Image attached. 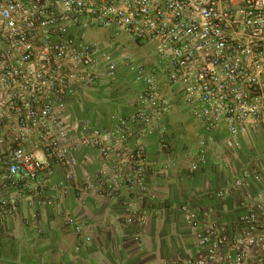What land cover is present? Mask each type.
Listing matches in <instances>:
<instances>
[{
  "label": "built area",
  "instance_id": "obj_1",
  "mask_svg": "<svg viewBox=\"0 0 264 264\" xmlns=\"http://www.w3.org/2000/svg\"><path fill=\"white\" fill-rule=\"evenodd\" d=\"M95 29L148 45L153 66L115 42H89ZM121 66L141 86L133 111L109 115L105 128L71 122L68 102L115 83ZM177 107L204 132L226 134L230 173L209 199L242 198L233 226L216 222L212 207L180 205L196 251L175 264H264V145L231 162L245 139L264 141V0H0V229L24 200L51 207L72 189L123 198L127 223L145 225L144 145ZM85 149L98 164L79 181L75 155ZM214 164L202 144L189 171ZM62 221L79 234L72 216Z\"/></svg>",
  "mask_w": 264,
  "mask_h": 264
},
{
  "label": "crops",
  "instance_id": "obj_2",
  "mask_svg": "<svg viewBox=\"0 0 264 264\" xmlns=\"http://www.w3.org/2000/svg\"><path fill=\"white\" fill-rule=\"evenodd\" d=\"M120 77L118 73L115 83L104 82L89 90L81 100H70L67 118L71 122L86 119L105 128L109 115L131 113L141 86L129 77L132 92L120 94L115 90ZM174 110L160 124H153L162 136L144 145L149 197L145 225L136 228L127 223L123 198L106 201L72 189L51 207L32 208L31 201L24 200L18 214L0 229V264H175L196 251L192 232L179 212L183 204L194 210L212 207L216 222L233 226L241 212V194L222 201L209 199L213 191L225 186L230 173L225 132L206 133L188 118L182 121L184 110ZM261 141L245 139L241 158L258 156L264 145ZM202 144L215 164L208 171L190 173ZM75 158L73 173L81 181L97 167L96 153L85 149ZM231 162L240 165L237 160ZM68 215L76 220L79 234L63 225Z\"/></svg>",
  "mask_w": 264,
  "mask_h": 264
},
{
  "label": "rangeland",
  "instance_id": "obj_3",
  "mask_svg": "<svg viewBox=\"0 0 264 264\" xmlns=\"http://www.w3.org/2000/svg\"><path fill=\"white\" fill-rule=\"evenodd\" d=\"M112 34L113 33L110 31L95 29L92 31H88L86 33V38L89 42H99V43L115 42L119 45V47L121 49H123L121 54H128L130 56V58H132L135 63L140 64V65H144V66L146 65V66H148V68L153 66L155 53L148 45H145L144 43H133V42L129 41V39H127L122 34H120L119 36H113ZM119 73L121 75V77H120L121 83L119 84V86L115 90H120L121 91L120 94H123V95L131 93L133 90V86H132V84H130L129 74H128L126 68L121 66ZM102 85H105V84H102ZM174 111L179 112V108L178 107L175 108ZM186 118H188L189 123H192V124L197 126V123L194 120H192L188 114L185 115V117L182 119V121L185 120ZM260 141H261V139H260ZM261 144H262V141H261ZM246 155H247V153H246ZM241 157H243V156H241ZM241 157H239L237 159V161H239V163H241L245 160V158L243 160ZM247 157L249 158L251 156L248 155V156H246V158Z\"/></svg>",
  "mask_w": 264,
  "mask_h": 264
}]
</instances>
